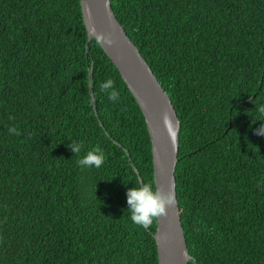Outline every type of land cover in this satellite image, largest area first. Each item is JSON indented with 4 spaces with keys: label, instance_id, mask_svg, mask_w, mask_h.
Instances as JSON below:
<instances>
[{
    "label": "trees",
    "instance_id": "1",
    "mask_svg": "<svg viewBox=\"0 0 264 264\" xmlns=\"http://www.w3.org/2000/svg\"><path fill=\"white\" fill-rule=\"evenodd\" d=\"M111 5L181 121L189 264H264V0ZM157 223L145 117L80 0H0V264H158Z\"/></svg>",
    "mask_w": 264,
    "mask_h": 264
},
{
    "label": "water",
    "instance_id": "2",
    "mask_svg": "<svg viewBox=\"0 0 264 264\" xmlns=\"http://www.w3.org/2000/svg\"><path fill=\"white\" fill-rule=\"evenodd\" d=\"M89 37L98 40L140 106L152 143L156 185L158 264H189L184 228L177 199L181 121L170 95L146 58L117 19L111 0H80ZM92 87V72L90 73ZM138 172V169L135 167ZM140 177V176H139ZM141 197L136 213L142 203Z\"/></svg>",
    "mask_w": 264,
    "mask_h": 264
}]
</instances>
